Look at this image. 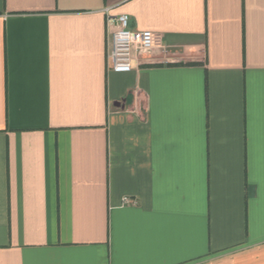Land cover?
Listing matches in <instances>:
<instances>
[{
	"label": "crops",
	"instance_id": "crops-1",
	"mask_svg": "<svg viewBox=\"0 0 264 264\" xmlns=\"http://www.w3.org/2000/svg\"><path fill=\"white\" fill-rule=\"evenodd\" d=\"M0 264H264V0H0Z\"/></svg>",
	"mask_w": 264,
	"mask_h": 264
},
{
	"label": "built area",
	"instance_id": "built-area-1",
	"mask_svg": "<svg viewBox=\"0 0 264 264\" xmlns=\"http://www.w3.org/2000/svg\"><path fill=\"white\" fill-rule=\"evenodd\" d=\"M114 28L112 43L108 53L110 67L115 71H130L137 51L149 49L156 45L157 36L154 31L136 30L130 26V17L127 13L111 16L109 20ZM129 197L124 203H130Z\"/></svg>",
	"mask_w": 264,
	"mask_h": 264
}]
</instances>
